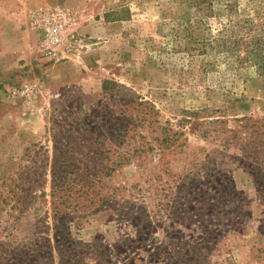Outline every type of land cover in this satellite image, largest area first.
I'll use <instances>...</instances> for the list:
<instances>
[{
  "label": "rangeland",
  "instance_id": "374dc122",
  "mask_svg": "<svg viewBox=\"0 0 264 264\" xmlns=\"http://www.w3.org/2000/svg\"><path fill=\"white\" fill-rule=\"evenodd\" d=\"M56 5L71 9L74 21L49 59L39 49L35 14ZM247 20L264 34V0H0V264L61 263L54 250L22 258L36 245L60 244L51 229L54 154L68 155L65 142L78 136L70 126L112 124L124 109L146 119L128 139L144 150L106 181L145 190L143 181L161 163L178 174L214 168L232 179L250 216L205 264H264V195L210 135L215 116L264 115V78L238 69L219 41ZM106 80L113 85L104 90ZM121 97L134 101L120 104ZM164 129L178 133L162 149ZM110 205L63 223L71 238L90 246L82 264L104 263L94 247L114 264H163L143 253L124 262L121 244L135 237L138 218L120 219ZM154 231L157 244L195 239L194 231L171 222Z\"/></svg>",
  "mask_w": 264,
  "mask_h": 264
},
{
  "label": "trees",
  "instance_id": "16d2710c",
  "mask_svg": "<svg viewBox=\"0 0 264 264\" xmlns=\"http://www.w3.org/2000/svg\"><path fill=\"white\" fill-rule=\"evenodd\" d=\"M251 26L247 20L240 29L219 41L223 50L234 58L238 69L251 68L257 76L264 78V34ZM109 85L113 84L104 81L103 89H108ZM132 101L134 99L121 97L119 103ZM137 104L143 105L142 99ZM144 120L139 115L128 116L127 109H124L112 124L107 122L92 126L83 123L76 129L73 126L67 129L78 136L72 137V142H65L67 156L54 154L50 191L51 229L60 244L56 243L53 247L49 244L43 247L36 245L29 255L22 258L31 256L38 259L43 253L50 256L54 250L60 258H64L59 264H82V257L89 253L90 246L71 238L63 223L72 214L82 216L110 207L111 203L118 206L120 219L138 218L133 223L137 227L135 237L121 244L125 249L123 254H128L123 257L124 262L143 253L150 263L205 264L211 252L224 239L241 232L250 216L248 201L235 188L230 177L214 168L210 167L203 175L194 171L178 174L161 163L143 181L147 184L145 190L134 184V187H129L132 189L130 193L128 187L111 185L106 181L117 167L133 161L137 153L143 152L144 145L135 147L128 139L130 133V137L135 136L138 126H141L139 122ZM206 132H202L204 136ZM177 133L164 129L161 148H170L172 135ZM116 135L121 138L120 142L115 139ZM210 135L219 139L224 149L231 150L234 159L253 177L257 191L264 195V115L215 116L210 119ZM70 151L77 156H70ZM143 199L150 202L149 206L141 205ZM163 222L191 229L195 239L187 242L183 238L172 237L164 244H157L154 229L161 227ZM93 249L104 262L100 264H114L108 252ZM11 260L15 261L14 258Z\"/></svg>",
  "mask_w": 264,
  "mask_h": 264
},
{
  "label": "built area",
  "instance_id": "2783aa9c",
  "mask_svg": "<svg viewBox=\"0 0 264 264\" xmlns=\"http://www.w3.org/2000/svg\"><path fill=\"white\" fill-rule=\"evenodd\" d=\"M39 35V49L43 56L52 59L66 42L74 21L71 9L63 6L40 7L35 14ZM80 39H74L79 45Z\"/></svg>",
  "mask_w": 264,
  "mask_h": 264
}]
</instances>
